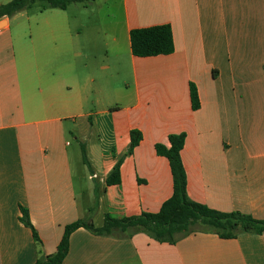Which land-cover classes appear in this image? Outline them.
<instances>
[{"label":"crops","instance_id":"obj_1","mask_svg":"<svg viewBox=\"0 0 264 264\" xmlns=\"http://www.w3.org/2000/svg\"><path fill=\"white\" fill-rule=\"evenodd\" d=\"M0 24V264L55 254L77 221L158 213L173 182L154 146L172 134L186 136L190 201L264 220V0L34 3ZM164 24L173 53L132 56L130 32ZM132 130L142 140L107 186ZM62 264H264V234L196 232L168 245L80 228Z\"/></svg>","mask_w":264,"mask_h":264},{"label":"trees","instance_id":"obj_2","mask_svg":"<svg viewBox=\"0 0 264 264\" xmlns=\"http://www.w3.org/2000/svg\"><path fill=\"white\" fill-rule=\"evenodd\" d=\"M36 1L44 7L57 10H66L72 3L92 0H11L8 4L0 5V20L10 18L22 10L29 9ZM130 52L138 58H151L160 55H171L175 50L171 29L168 24L154 26L147 29H134L130 32ZM190 101L192 110L199 107L198 95L193 86L190 87ZM130 142L125 154L113 166L106 178V185L120 184V165L125 157L130 156L134 148L141 142L142 135L139 131L132 130L129 134ZM185 134H172L168 136V145L156 144L154 150L158 156L164 157L169 163V170L173 182L172 195L162 204L160 211L155 214H141L135 217L116 220L106 217L101 228H94L92 223L77 221L67 225L60 239L55 254L39 258L34 264H62L68 254L69 237L80 228H84L95 236L120 233H144L152 240L173 245L183 237H188L196 232H210L220 239H235L241 234H264V220L257 221L241 213H221L210 208L194 203L187 197L186 175L183 169L180 152L185 143ZM82 161L88 165V160L83 147H81ZM20 222L32 231V237L38 241L36 232L31 225L27 211L20 209ZM93 211V209H92Z\"/></svg>","mask_w":264,"mask_h":264},{"label":"rangeland","instance_id":"obj_3","mask_svg":"<svg viewBox=\"0 0 264 264\" xmlns=\"http://www.w3.org/2000/svg\"><path fill=\"white\" fill-rule=\"evenodd\" d=\"M35 3H41V2L36 1ZM76 147H77L76 152H77L78 158H77V161H75V163H76L75 165H77V167L81 169L82 168V166H81L82 165V154H81V151H80V148L78 147V145Z\"/></svg>","mask_w":264,"mask_h":264},{"label":"water","instance_id":"obj_4","mask_svg":"<svg viewBox=\"0 0 264 264\" xmlns=\"http://www.w3.org/2000/svg\"><path fill=\"white\" fill-rule=\"evenodd\" d=\"M2 24H0V28H1Z\"/></svg>","mask_w":264,"mask_h":264}]
</instances>
